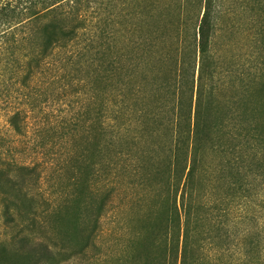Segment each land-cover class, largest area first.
<instances>
[{"label":"rangeland","instance_id":"obj_1","mask_svg":"<svg viewBox=\"0 0 264 264\" xmlns=\"http://www.w3.org/2000/svg\"><path fill=\"white\" fill-rule=\"evenodd\" d=\"M208 1L99 0L83 14L90 23L81 30L84 36L77 48L58 50L50 59L54 69L40 70L31 78L25 62L43 51L45 41L35 34L42 19L30 32L17 33L16 41H0V264H32L18 250L12 226L20 224L28 232L31 205L43 212L48 199L57 208L38 219L75 250L82 237L75 227L84 225L88 210L106 191L112 157L119 149L126 156L96 247L61 264H170L166 211L176 199L180 204L188 158L185 151L176 158L167 147L172 141L169 129L180 86L187 101L191 89L184 86L190 81L191 88L193 79L197 85L199 77L205 116L212 127L210 145L228 152L245 149L247 187L263 189L256 199L264 202V0H211L205 25L209 59L202 62L198 29ZM129 73L134 80L128 90L131 103L146 107L154 119L143 122L144 127L132 120L128 126L110 129L99 119L91 129L89 122L80 126L76 78L89 82L95 98L89 110L95 117L110 106L116 79ZM17 111L15 129L10 119ZM223 119L237 132L228 135V129L219 128ZM220 149L209 151L208 169L197 172L189 199L199 208L205 234V247H192L193 256L201 264L230 263L240 252V235L247 232L253 255L263 251L254 264H264V203L259 212L252 203L250 215L237 220L221 214L222 198L234 191L217 180L216 166H225L232 156ZM34 165L35 173L19 168ZM98 169L100 175L94 176ZM228 171L226 178L241 180L238 167ZM29 192L35 198L26 199ZM7 211L13 221L5 218Z\"/></svg>","mask_w":264,"mask_h":264},{"label":"trees","instance_id":"obj_2","mask_svg":"<svg viewBox=\"0 0 264 264\" xmlns=\"http://www.w3.org/2000/svg\"><path fill=\"white\" fill-rule=\"evenodd\" d=\"M97 3H99V0H0V41H12V39L16 41L17 33H28L32 24H34L37 19H42L35 34L39 36L41 41H45L43 43V51L29 58L26 61L27 63L25 62L26 67L25 65L24 67L27 70V78H31L37 73L40 74L41 71H45L47 68L51 71L54 69V63H52L50 59L58 50L64 49L65 51H69L71 48H77L79 44L78 40L84 36L81 30L87 29L90 23L83 14L88 11L87 8H93L92 4ZM210 4L211 0L207 3L202 23L198 29V36L200 37L198 52L202 62L209 59L210 41H208L205 34V25H207L206 22ZM84 5H86V8H84ZM30 31L31 30H29V32ZM120 76L121 80L116 79V86L114 88L116 93L110 99V106L108 109L105 107L101 115H96L98 118H96V116L92 117L91 111L89 110L91 102L93 99L95 100L93 92L89 90V82L83 77L79 79L76 78V96L79 100L77 104H80L78 108L79 112H77L78 110L76 111V120L81 123L80 126H85L86 122H89V129H91V123L94 122L95 119H99L103 126H109L110 129L123 128L124 125L128 126L132 124L133 121L144 127L143 122L154 119L153 116L156 115L148 112L146 107H137L135 104L131 103L133 100L131 96H128L129 87L134 84L131 73ZM117 77L118 76L113 77V80ZM189 85L190 81H187L186 86H184V88L187 87V91L191 89V94L187 101L186 98L188 99V97H186V90L183 88L181 89L180 86V97L174 109L175 118L171 130L169 129L172 141L169 145L167 144L168 146L166 145L172 153H175L176 158H180V152L184 153V151L187 153L188 158V163L185 167L187 174L184 188L181 193L180 204H178L176 199L175 204L166 211L168 214L167 230L171 233L169 237L171 252L168 249L170 254L167 253L168 251H166L165 254L166 256L167 254L170 255H168L170 264L171 262H173L172 264H201L200 260L195 259L193 256L192 247H195L196 250L203 249V247H205V239L202 237H204L205 234L202 231L203 226L199 225L201 224L200 217L197 215L199 208L193 206L191 202L189 203V199H191V195L193 194L192 191L196 182L197 172H205L208 169L206 162L207 157L211 154L209 151L212 149L214 153L221 148H219L218 145L215 147L213 143L210 145L212 127H210L204 112V86L203 83H201V78L199 77L197 85L194 79L193 84L191 83V88L188 87ZM213 90L214 89H211L212 94ZM146 103L148 102H143L144 105ZM19 115L20 113L17 111L10 119L15 129H17V124L14 121ZM132 116H137L136 120L132 119ZM141 117L144 119L140 120ZM224 120L225 119L219 124V128L228 129V131H226L228 135L230 131L235 130V132H237L238 129H235V126L232 127L231 123L229 124L228 121L225 122ZM78 125L79 123L76 122V134ZM166 132L167 128L165 131V135L167 136ZM246 139L248 140V137ZM248 144L243 146L246 147ZM225 149L226 148L220 150L225 151L224 154H231L232 156L225 166L224 164L216 166L217 174L219 175L217 180L226 188L233 190L234 194H226L224 198H222L221 202L224 204V207L221 209V214H224L226 217H233L237 220L236 217L244 218L243 215L245 213L250 215L249 207L252 203L253 205L255 204V212L261 210L259 207H261L264 202L259 201L256 197L262 193L263 189L261 188L262 190L256 192V189L247 187V185L250 184L247 183L250 181V172L245 165L249 158L243 152L245 149L241 147V149L231 151L232 153ZM124 156H126V154L122 149L117 150L113 155L110 165V175L108 174L106 179V191L104 194L98 195L95 206L88 210V218L84 225L80 227V229L79 227H75L78 232L81 230L80 232L82 234L79 240L80 242L75 250H70L69 243L66 240H57V238H55L56 235L50 234L47 223L38 219V216L44 215V213H46L44 217H49L57 208L54 201L50 202L49 199L46 201L47 208L43 210V212L38 211L34 204L31 205L32 219L27 225L29 226L28 232L22 231L20 224L12 226L16 231L15 238L18 250L30 258L32 264H61L67 258L69 260L74 256L81 257L89 248L96 247V241L101 230V220L110 210L111 203L117 190L115 186L118 184V173H120L123 168L122 158ZM242 164H244V166ZM233 167H238L241 175V180L237 182H232L231 179L226 178L227 173H229L228 170ZM19 168L31 173H35L37 170L35 165L32 167L21 166ZM100 172L101 171L98 169L95 171L94 176L100 175ZM39 177L41 179V176ZM24 195L27 197L26 199L30 197L32 199L35 198L34 193L29 192ZM256 200L257 203H255ZM5 218L8 221L14 220V216L10 211L6 212ZM77 231L76 233L78 234ZM248 235L247 232L240 235L242 241L240 242L241 245H239L240 252L237 250L233 261L227 264H254V261H258V257L261 256V254L263 258L262 249L259 251V255L257 252L258 257L253 255L252 248L248 246V243L252 246L251 243L253 241L248 242ZM226 250L229 251L230 249Z\"/></svg>","mask_w":264,"mask_h":264}]
</instances>
